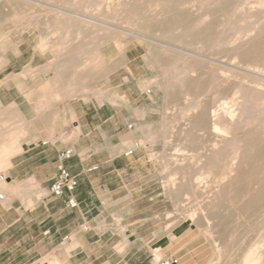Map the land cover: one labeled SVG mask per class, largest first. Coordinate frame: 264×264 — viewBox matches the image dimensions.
<instances>
[{"label": "rangeland", "instance_id": "rangeland-1", "mask_svg": "<svg viewBox=\"0 0 264 264\" xmlns=\"http://www.w3.org/2000/svg\"><path fill=\"white\" fill-rule=\"evenodd\" d=\"M3 1L6 2V5L0 8V81L7 77V79H10L12 77L11 75L14 73H19L25 66H27V64L30 63L33 55L34 59L31 62V66L34 70L20 77L18 82H15L14 80L10 82L11 87L9 90L0 93V98L3 101V105L1 107L3 114L0 116V137L10 135L15 130V128L21 125L25 126L28 123H30L28 124L30 126L34 125L37 131L35 135L26 137L16 135L12 141L6 143L12 148L13 142L18 141V146L14 148L12 150V154L9 155L8 164L0 168V174L6 173L7 169L11 167V162L13 161L12 159L15 155L30 149L35 144L37 134L52 132L59 139H63L66 131L65 128H68L67 124L69 120H71V117H73L70 105L71 100L80 99L86 102H97L98 104L102 105L103 117L114 113L115 123L119 121L120 123L126 122L127 125L135 124V126H132L130 129L127 126L125 129V131L129 132V134H134V137L128 141L126 139V141L123 142L122 148L118 150L116 149L114 154H119L123 152L124 149L128 150L137 148L136 145L139 146L137 150L140 151L132 160L133 165L131 171L128 174V180L133 181L135 187H141V189L137 190V193H140V198H134V209L137 210L139 215H145L149 218L145 222V226H147L149 230L160 229V231H162V229H167V231L173 229H182L181 237L187 242L190 240L191 230H194L196 232L203 231V234L206 236L208 242L211 243L208 235L215 230L214 233L217 235L216 241L219 243L218 246L220 247L217 246V248H213L211 246L213 249L210 257L211 260L215 261V258L218 257L217 262L219 264H254L253 258L246 256L248 254L246 251L250 250L252 242L264 240V203H260L261 205L258 203H244L236 204L233 207H230L226 202L224 203V201L218 202L215 204V207L213 205L212 209H210L211 207L208 206L210 212L208 214L206 213L207 219H202V215H200V209L201 207L207 208V205L204 200H201V194L208 193L210 186L208 185L209 187L206 188L194 186L188 193L182 194L180 192L179 186L177 185V181L181 172H175L178 163L181 162L180 159L184 158L183 163L189 170V175L192 176L195 170L202 166V160L205 159L211 150V144L208 138L211 134L205 132L204 135H201V132H198L197 134L199 135L194 133L192 135L195 138L197 136L199 138V140H197L195 143L197 144L196 149L188 150L184 154H181L182 151L178 148L181 127L187 128L190 120L193 119L195 112L201 106H224L225 108L231 107V103L224 102V99L222 100L223 97L220 96L226 95L232 90L233 86L236 83H240V81H244L245 84L254 82V80L250 77L241 79L239 76H234V67L231 68L232 73L227 71L230 68L229 66H232L234 63H236L234 65L241 63L238 58H235L234 60L230 57L231 51L229 48L237 46L236 44H240L241 41L247 39L248 36L250 37L253 35L257 29L263 25L264 21H262V19L264 18V14L263 12L260 14V11L264 10V0H238L240 3L244 4L240 6L241 8L239 7V12L241 13H239L237 10L238 16L236 17V20L233 21V29H231V31L234 32H230V29L224 28L222 34L226 32H228V34L226 33V35H222L221 32L219 33V46L217 43V45L212 47L213 50H201L200 52L199 49L197 50L186 47L189 50V54H204V52H206L208 53H205L206 56L208 55L209 58L210 56L213 58L215 65H225L223 67L227 68L226 71L220 72L215 69L214 66H210L208 64L203 65L200 68V71L204 73V80H207V83L210 81V79H213L210 78L213 75H215V81H217L216 79L223 75V78H227V83L224 82L221 84L218 81V83H216L214 80L210 81L211 83L214 82L215 85L211 84L210 87L212 88L213 86V89L210 88L211 90H208L214 91V95H201V97H199V99L201 98L200 101L198 99V103H200L199 107V104L195 102L197 100L194 99L195 89H192L190 95H188L190 98L187 96L188 98L186 100H182L179 95V87L174 81L176 75H178V70L180 68L182 69L185 63L191 64L194 63V61L185 60L186 62H184L183 59H179L178 62H175V65L177 63L179 64L176 65V69L178 70L174 72V75H172L173 72L171 71L164 72L162 66L157 62V59L166 60L169 63L172 57H174L172 53H160L159 55H153L150 53V47L144 39H126L124 36H122L121 32L126 30L136 32V29L140 27L138 25V21H130L127 23V21L121 22L120 20L115 19L113 8L107 7L105 4L98 5L96 7H80V9L75 7V5L74 7H68L69 10L77 11L86 17L94 19L96 18V20L105 23L103 25H91L86 23V36L82 34V25H79V27L71 25L67 29L69 35L71 36H73L77 31L81 33L78 41L74 42L75 40L73 39L72 41L68 42L69 49L75 48L73 49L74 52L70 53L73 59V64L82 55L83 42H87V44H84V47L91 49L89 56L86 58L85 66L83 67L82 65H78L74 70L71 71V74L77 76L85 69H94V71L100 70L101 75L88 77L83 81L79 80L78 82L76 81L74 83H70L65 88L66 93L62 97H57L56 92L59 90V87L54 86L53 83L56 81L54 71L50 70L46 74H43L39 70L41 65L52 60V55L50 53L42 55L36 48L38 33L32 26L16 27V25L22 24L18 18L19 9H27L28 4L19 2L17 4V8H15L16 13H14V8L7 5L8 0ZM71 1L73 4V2L77 3L79 0H70V2ZM205 2L206 1L204 0V5L201 2L203 6L200 5L201 3H190V5L189 3H186L185 5L181 6L180 12L183 11L181 14H187L186 12L188 10L191 9L194 11L200 6L203 9L208 8L210 14V21L208 23H211L212 25L218 24L224 26L223 23L226 21V15L230 10V5H227V7L226 5H222L221 11H217L216 7L208 5L207 2ZM242 8L243 10H241ZM250 8H252L251 11L249 10ZM244 11H247L248 14L246 13V15ZM252 11L254 12L251 13ZM23 13H26V11ZM242 14L246 15V18L249 19L250 17L252 19H247L248 21L244 20L243 18L245 16ZM10 15L14 17L16 16L14 21L10 19ZM249 21L250 23L257 21V23L255 24L253 22V24L250 25V23H248ZM150 22L151 21H148V23ZM152 23H154V21H152ZM236 23L238 27H236ZM243 24L246 25V27ZM109 25L114 26L115 28L110 27ZM234 27L237 29L240 27V31L238 30L239 32L237 31L238 33H235L237 29L235 30ZM116 28L118 29L116 30ZM48 29L51 28L48 27ZM250 29H253L254 31H250ZM249 31L250 33L247 34ZM232 33L234 34V36H232L234 37V40L229 38ZM48 34H50L49 37L52 38L51 30H49ZM91 34H93L94 38L90 37L92 36ZM145 34L146 33H144V35ZM239 34L241 35L240 38H238ZM223 40L225 43H223ZM161 41L164 43L167 42L165 40ZM223 44L225 46H223ZM216 49H218V51ZM261 52L262 50L257 51L256 54L262 55ZM215 55L218 60L216 59ZM215 60L219 64L215 63ZM226 64L228 67H226ZM93 65L96 67L92 68ZM235 67H238L240 70L248 69V67L242 63L240 66L238 65ZM110 68L112 70L106 73L105 71ZM212 68L214 71L218 72H214ZM251 70H253V68H251ZM255 70L259 71H256V73L260 74L258 75V79L261 81L264 80V67L260 66L256 69L254 68V71ZM49 79L52 81H50L48 84V94L45 97V101L42 103L38 102L36 105L27 103L25 101V95L29 92V90L36 92L38 95L44 93L43 86L49 81ZM262 83H257L256 87L259 89L260 87L262 88ZM167 84H169L168 89ZM216 85L219 86L217 87ZM215 86L216 88L214 89ZM98 89H101L103 92V96L100 97L102 100L101 102H99V97L96 96ZM210 91L207 93H210ZM111 96L116 98L111 100ZM219 97L222 100H220L221 106H218L220 105L218 102ZM191 98H193L194 101L191 100L192 102L189 103L188 100ZM215 99L216 101H214ZM17 100V106L10 108L9 104H12V102ZM211 102H213L214 105ZM187 103L188 105H186ZM193 103L196 106L195 108L193 107ZM3 110H5L6 113H4ZM142 122L147 123L149 128L139 127ZM101 134L105 136L104 131H102ZM104 140L109 141L108 137H105ZM116 141L117 140H114L113 142L116 143ZM190 152L191 154H189ZM175 179L177 180L175 181ZM46 193V190H38L37 195H46ZM260 208H262V211L258 212ZM202 211L204 210L202 209ZM206 225L210 226L208 227L210 229H207ZM219 253L220 255H218Z\"/></svg>", "mask_w": 264, "mask_h": 264}, {"label": "crops", "instance_id": "crops-1", "mask_svg": "<svg viewBox=\"0 0 264 264\" xmlns=\"http://www.w3.org/2000/svg\"><path fill=\"white\" fill-rule=\"evenodd\" d=\"M71 25H82V34L87 35L84 22H69L62 27L68 32ZM32 27L37 31L38 39L39 28ZM41 28L47 40H54L53 35L49 37L51 29L48 26ZM80 34L77 31L65 39L67 46L61 54H57V49L40 51L36 40V48L42 55H52V60L41 65L39 70L43 74L54 71L56 81L53 83L59 87L57 97L66 93L65 88L70 83L101 75L100 70L94 69H85L77 76L71 74L78 65L85 66L91 50L84 47L87 42H83L81 57L72 63L70 53L75 48L69 49L68 42L73 39L78 41ZM33 59L34 55L19 73L11 75L15 82L34 70L31 66ZM56 64L66 67L57 71ZM7 78L2 79L5 82L0 86V93L11 87V80ZM50 81L43 86L44 93L38 95L29 90L25 101L35 105L44 102ZM97 91L96 96L101 102L103 92L101 89ZM114 98L111 96L110 99ZM17 103L18 100L9 104L10 108L16 107ZM70 105L73 117L65 128L63 139L52 132L37 134L35 144L15 155L11 167L0 174L9 177L7 181L0 180V185L10 189L5 194L0 186L4 194V199L0 201V264H158L167 256L175 258L177 264H212L210 257L213 249L203 231L191 230L187 242L181 237L182 229L149 230L145 226L149 218L139 215L134 209V198H140L137 190L141 187H135L134 182L128 180V174L132 169V160L140 151L137 150L139 146L136 145L131 155H125L127 149L114 154L116 149L122 148L126 139L134 137L125 131L130 124L115 123L114 113L103 117L102 105L94 101L73 99ZM28 124L0 137V168L8 164L9 155L18 146V141L13 142L12 148L6 143L16 135L26 137L36 134L35 126L27 128ZM25 131L28 135L23 134ZM105 137L109 141H105ZM114 140H117L116 143ZM69 147L74 149L75 156L64 164L71 174L76 175L77 186L71 194L64 192L62 196H52L48 188L57 174V154ZM93 166L97 168L91 169ZM38 190H46L47 193L37 195ZM70 197L76 202L75 207L69 206Z\"/></svg>", "mask_w": 264, "mask_h": 264}, {"label": "bare ground", "instance_id": "bare-ground-1", "mask_svg": "<svg viewBox=\"0 0 264 264\" xmlns=\"http://www.w3.org/2000/svg\"><path fill=\"white\" fill-rule=\"evenodd\" d=\"M203 1L204 0H79L77 3L73 2L72 4V1L70 2V0H8L7 5L14 8L13 12L16 13L15 8H17V4L19 2L28 4L27 9L25 8L19 9L18 18L19 21L22 22V24L16 25V27L18 26L27 27L32 25L35 28H39V36H38L39 38L37 39V47L40 49V51L43 52L47 50L52 51L57 49L58 50L57 54H61L62 50L65 47L64 44L65 39L68 38L69 36V33L65 31V29L62 27L63 25H67L69 22H78V21L84 22L85 24L88 23L91 25L105 24L103 22L96 20V18L95 19L89 18L86 17L85 15L78 13L77 11L69 10L68 7L71 6L74 7L75 5V7L80 9V7L83 8L96 7L98 5L105 4L107 7L113 8L115 19L120 20L121 22L127 21V23L130 21L131 22L138 21L139 23L138 25L141 27L136 29L137 30L136 32L127 31V30L122 31L121 32L122 36H124L126 39L127 38L144 39L145 42H147L148 46L150 47V53L153 55L156 54L159 55L160 53H165V54L172 53L174 57H172L169 63L166 60L157 59V62L159 63V65L162 66L164 72L171 71L173 72L172 75H174L175 74L174 72L178 70L176 69L177 67L176 65L179 64L177 63L175 65V62L176 61L178 62L179 59H183L184 62H186L187 60L194 61V63L191 64L185 63L184 67L178 70V75H176L174 81L175 84L179 87V95L180 98H182V100H186L189 97L188 95H190L191 90L195 89V93H194L195 98L193 97L194 95L192 97L196 99L197 101L195 102L198 103V99L199 97H201V95L204 94L214 95V91H210L211 89H213V86L212 88L210 86L211 84L215 85L214 82L213 83L210 82L213 80L215 81L214 79L215 75L211 76L210 78L213 79L212 80L210 79V81L207 83V80H204V73L200 71V68L206 64L210 66H214L215 69H217L219 72L226 71L227 68L223 67L225 65L223 66L215 65L213 58L210 55L209 56L212 59H210L208 55L206 56V54H208L206 52H204V54L203 53L189 54V50L186 47H190L197 50L199 49V51L201 52V50L208 51L209 49H212V47L217 45V43L219 46V42H218L220 37L219 33L221 32L222 34L224 28L230 29V32H234L231 31V29H233V21H235L236 17L238 16L237 14L239 12V7L242 4H244V3H240V1L238 0H205L208 5L216 7L217 11H221L222 5H226V7L227 5L228 6L230 5V10L227 9L229 11L227 12L226 15V21L223 23L224 26L223 25L221 26L218 24L212 25L211 23H208L210 21L209 10L208 8L203 9L200 6L202 5ZM186 3H189V5L190 3L191 4L201 3V4L199 5L200 7L194 11L190 9L186 12L187 14H183V13L181 14V12H183V11L180 12L181 6L185 5ZM4 5H6V2L0 0V8L3 7ZM241 10H243V8ZM249 10L251 11L252 8H250ZM24 11H26V13H23ZM247 11L246 12L244 11L245 14L247 13ZM253 12L254 11H252L251 13ZM260 12H261L260 14H262V12L264 14V10ZM242 15L245 16L243 18L244 20L248 19L246 18V15L244 14ZM15 17L10 15V19L12 21L15 20ZM249 19L252 18L249 17ZM263 19L262 21H264ZM148 21L151 22L148 23ZM152 21H154V23H152ZM253 22L255 24L257 23V21H253ZM253 22L250 23L249 21L248 23L252 25ZM235 25H237V23ZM41 26H48V27L51 26L50 28L54 40H47L44 37ZM109 26L114 27L111 25ZM244 26L246 27V25ZM236 27H238V25ZM117 29L118 28H116V30ZM234 29L236 30L237 28L234 27ZM239 29H237L235 33H238L240 31ZM253 29H250V31L251 30L254 31ZM250 31L247 32V34L250 33ZM144 33H146L147 35L146 34L144 35ZM226 33L228 34V32ZM226 33L223 34L226 35ZM232 36H234L233 33L231 36H229V38H232V40H234V37ZM240 36L241 35L239 34L238 38H240ZM161 40H165L167 42L164 43ZM223 43H225V41ZM236 45L237 46L229 48V50L231 51L230 57L233 58L234 60L235 58H238L242 64L248 67V69L240 70L238 67L235 66L238 65L240 66L241 63L234 65L236 64V63L233 64V62L235 61L231 60L233 61L232 64L234 66L233 65L229 66L230 68L227 71L231 72V68L234 67V69L236 70V71L233 70L234 76H239L241 77V79H244L245 77H250L254 80V82L251 83L246 82L248 84H245L244 81H240V83H236L234 86L232 85L233 88L230 92H228L224 96H220L223 97L222 100L224 99V102L231 103V107L225 108L224 106L222 107L216 106L217 107L216 108L213 106H201L199 109H197V111L193 116V119L190 120L187 128L181 127L180 137H179V147L173 146V147H178L179 150L182 151L181 154L182 153L184 154L188 150L196 149L197 144L195 143L197 140H199V138L198 136L196 138L192 136L193 133L197 134L198 132H201V135H204L205 132H207L208 134H211L208 137L211 144L210 147L211 150L210 153L207 154L205 159L202 160L201 162L202 166L197 168L194 174H192L191 176L188 173L189 170L186 168V166L183 163L184 158H182L180 159L181 162L178 163L175 172V173L181 172L180 177L177 181V185L179 186L180 192L182 194L188 193L194 186L203 187V188L210 186V190L208 191V193L201 194L202 199L200 197V199L204 200L207 205V208L206 207L204 208L201 207V209L199 208L201 210L200 215H202L201 217L202 219H207L206 213L208 214L210 212L208 206L211 207L210 209H212L213 205L215 207V204H217L218 202L224 201V203L226 202L230 207H233L236 204H244V203L246 204L264 203V90H263L264 80L261 81L258 79L259 78L258 75H260L256 73V71L258 70L254 71V68L256 69L260 66L264 67V23L260 28L257 29V31L253 35H251L250 37L248 36L247 39L241 41L240 44H236ZM223 46L225 45L223 44ZM120 49H121V45H120ZM216 50L218 51V49ZM261 50H262L261 52L262 55H257L256 52ZM215 63H217L216 60ZM227 64L226 67H228L229 65ZM65 67L63 64H56L55 68L57 71H62L64 70ZM251 68H253V70H251ZM212 70L214 71L213 68ZM10 79L12 82L14 76H12ZM226 79L227 78L226 77L223 78L222 75L216 80L222 84L227 81ZM217 81L215 82L218 83ZM4 82L5 81L2 80L0 82V86H2ZM257 83H262L263 89L261 87L260 89L257 88L256 87ZM216 86L214 87V89L216 88ZM168 88H169V84H167V89ZM208 91H210V93H207ZM220 97L218 101L219 104L221 100ZM193 98L188 100L189 103L192 102L191 100L194 101ZM216 99L214 101H216ZM198 104L199 107L200 103ZM2 105H3V101L0 98V116L1 114H3L1 110ZM186 105H188V103ZM218 106H221V104ZM193 107L195 108L196 106L194 105ZM28 127L29 125L27 126V128ZM139 127L146 128L148 127V125L147 123L142 122ZM28 131L23 132V134L26 133V135H28L27 133ZM1 149H2V144H0V150ZM189 154H191V152ZM176 180L177 179H175V181ZM0 186L2 190L5 192V194L9 193L10 189L7 186L5 185H0ZM202 209L205 212L202 211ZM260 211H262V208H260L258 212ZM208 225H206V227L207 229H210L208 228L210 227ZM214 231H212V233H210L208 237L211 240L210 243L211 246L213 248L215 247L217 248L219 243L216 241L217 235L214 233ZM263 246H264V240L252 242V245L250 246L251 247L250 250L246 251L248 253L246 256L253 258V260L256 261V264H264ZM218 255H220V253ZM215 259H216L215 261L212 260L214 261L212 262V264L218 261V257H216Z\"/></svg>", "mask_w": 264, "mask_h": 264}, {"label": "built area", "instance_id": "built-area-1", "mask_svg": "<svg viewBox=\"0 0 264 264\" xmlns=\"http://www.w3.org/2000/svg\"><path fill=\"white\" fill-rule=\"evenodd\" d=\"M132 125H128V128H131ZM134 151V148L128 149L125 152V155H131ZM75 156L74 149L72 147L61 150L57 154V174L52 183L49 186V193L52 196H62L64 192L71 194L75 187L77 186V177L68 170L64 162ZM97 166H93L91 169H96ZM8 176L1 175V181H7ZM4 199V194L0 190V201ZM68 204L70 207H75L76 202L73 198L68 199ZM86 229V227H84ZM158 264H177V260L173 257L167 256L159 261Z\"/></svg>", "mask_w": 264, "mask_h": 264}]
</instances>
